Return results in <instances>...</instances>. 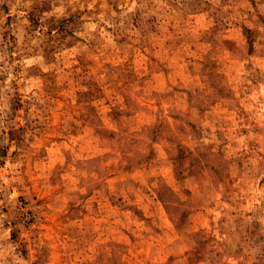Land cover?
<instances>
[{
    "label": "rangeland",
    "instance_id": "rangeland-1",
    "mask_svg": "<svg viewBox=\"0 0 264 264\" xmlns=\"http://www.w3.org/2000/svg\"><path fill=\"white\" fill-rule=\"evenodd\" d=\"M0 264H264V0H0Z\"/></svg>",
    "mask_w": 264,
    "mask_h": 264
}]
</instances>
